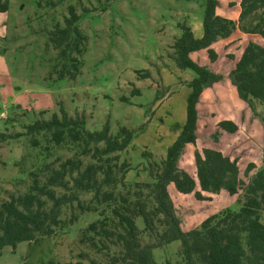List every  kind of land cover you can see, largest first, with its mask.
<instances>
[{"label": "trees", "instance_id": "1", "mask_svg": "<svg viewBox=\"0 0 264 264\" xmlns=\"http://www.w3.org/2000/svg\"><path fill=\"white\" fill-rule=\"evenodd\" d=\"M202 36L195 38L189 27L173 44V61L180 70L195 75L188 83L185 123L176 140L158 164L149 165L150 184L137 185L123 195L128 166L119 163V154L131 143L133 132L120 127L111 135L108 123L98 131L85 127L84 115L69 116L64 109L48 120H36L25 128L31 136L48 139L55 145L81 148V157L55 165L49 163L30 174L31 183L0 203V249H16L20 243H38L64 227L63 210H71L69 223L79 214L98 212L99 218L80 231L79 244L102 260L79 253L70 264H154L152 251L178 241L177 264H264V168L247 156H231L233 139L241 133L242 119L235 121L228 111L215 104L207 89L225 81L237 99L249 107L264 106V18L253 21L264 0H237L228 6L233 14L218 13L219 0H202ZM10 0H0V16L7 14ZM229 11V12H230ZM79 16L68 9L63 27L55 26L48 43L56 51L51 74L57 80H74L80 71L85 37ZM200 55L199 61L193 55ZM227 66L225 73L222 68ZM205 97L207 111L198 118V102ZM202 133L212 142L199 141ZM20 136V135H18ZM0 134V143L6 141ZM149 190L151 203L143 197ZM91 194L88 203L80 196ZM238 203V211L222 209V203ZM194 213L184 227L177 215L184 208ZM141 219L140 230L136 220ZM151 236L143 242L142 234ZM52 264V263H49ZM164 264H171L165 261Z\"/></svg>", "mask_w": 264, "mask_h": 264}, {"label": "rangeland", "instance_id": "2", "mask_svg": "<svg viewBox=\"0 0 264 264\" xmlns=\"http://www.w3.org/2000/svg\"><path fill=\"white\" fill-rule=\"evenodd\" d=\"M233 1L237 0H219L218 13L232 15L228 6ZM69 8L79 16L77 26L86 38L85 49L77 77L57 80L50 73L56 51L48 43V34L55 26L63 27ZM203 13L202 0H10L7 14L0 16V134L11 136L0 143V203L11 194L25 192L30 174L46 164L57 165L71 157L90 162L76 146H57L42 137H36L38 145L32 146L31 136L21 135L36 120L59 115L61 107L71 117L84 115L89 131L108 123L111 135L120 127L133 132L131 143L119 154V163L128 166L119 192L131 195L140 189L138 184L152 183L149 165L163 160L178 137L185 123L187 83L195 76L176 67L173 44L182 24L195 38L202 36ZM259 18H264V9L255 13L253 21ZM193 59L198 62L200 55L194 54ZM207 94L235 121L242 119L241 133L228 148L230 155L247 156L264 168V106L242 104L225 81L208 88ZM197 110L203 119L205 97ZM210 136L202 133L199 141L210 144ZM142 192L151 203L149 190ZM80 199L86 204L91 194ZM239 207L236 202L222 203V209L238 211ZM74 213L78 219L71 224V210H63L64 227L50 238L20 243L14 250L0 249V264H70L81 252L102 260L78 241L80 231L96 221L99 213ZM177 215L188 227L194 213L185 207ZM260 220L264 224V211ZM136 224L142 230L141 219ZM142 239L148 243L152 238L143 233ZM179 248L175 241L154 249V264H177Z\"/></svg>", "mask_w": 264, "mask_h": 264}]
</instances>
